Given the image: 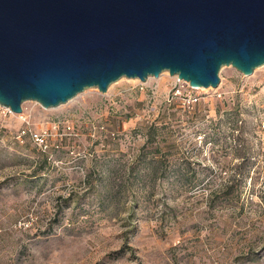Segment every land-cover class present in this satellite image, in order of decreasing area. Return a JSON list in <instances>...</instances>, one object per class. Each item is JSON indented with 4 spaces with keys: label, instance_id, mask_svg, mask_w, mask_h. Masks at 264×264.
I'll list each match as a JSON object with an SVG mask.
<instances>
[{
    "label": "rangeland",
    "instance_id": "1",
    "mask_svg": "<svg viewBox=\"0 0 264 264\" xmlns=\"http://www.w3.org/2000/svg\"><path fill=\"white\" fill-rule=\"evenodd\" d=\"M219 77L0 119V264H264V66Z\"/></svg>",
    "mask_w": 264,
    "mask_h": 264
},
{
    "label": "water",
    "instance_id": "2",
    "mask_svg": "<svg viewBox=\"0 0 264 264\" xmlns=\"http://www.w3.org/2000/svg\"><path fill=\"white\" fill-rule=\"evenodd\" d=\"M264 66V0H0V105L57 108L168 72L218 88Z\"/></svg>",
    "mask_w": 264,
    "mask_h": 264
},
{
    "label": "built area",
    "instance_id": "3",
    "mask_svg": "<svg viewBox=\"0 0 264 264\" xmlns=\"http://www.w3.org/2000/svg\"><path fill=\"white\" fill-rule=\"evenodd\" d=\"M175 78L177 79V81H178L179 83H185V84L189 85V83H187V82H185V81H183V80H180L177 76H176ZM190 87H191V86H190ZM191 88H192V87H191ZM192 89H195V88H192ZM11 112H12V111H11L10 109H8V108L3 107V106L0 105V119L6 117L7 114H8V113H11ZM56 123H57L56 126H57L58 124H61L60 121H59V122H56ZM37 140H40L42 143L44 142L43 139H40V138H38V137H37Z\"/></svg>",
    "mask_w": 264,
    "mask_h": 264
},
{
    "label": "bare ground",
    "instance_id": "4",
    "mask_svg": "<svg viewBox=\"0 0 264 264\" xmlns=\"http://www.w3.org/2000/svg\"><path fill=\"white\" fill-rule=\"evenodd\" d=\"M167 74V73H166ZM199 89V88H198Z\"/></svg>",
    "mask_w": 264,
    "mask_h": 264
},
{
    "label": "trees",
    "instance_id": "5",
    "mask_svg": "<svg viewBox=\"0 0 264 264\" xmlns=\"http://www.w3.org/2000/svg\"><path fill=\"white\" fill-rule=\"evenodd\" d=\"M179 106V105H178ZM179 110V109H178Z\"/></svg>",
    "mask_w": 264,
    "mask_h": 264
}]
</instances>
